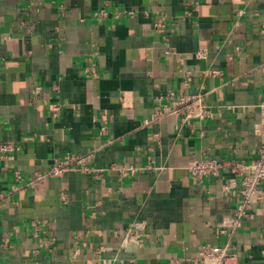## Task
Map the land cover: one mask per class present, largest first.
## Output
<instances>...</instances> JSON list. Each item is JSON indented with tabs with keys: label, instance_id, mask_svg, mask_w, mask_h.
Instances as JSON below:
<instances>
[{
	"label": "crops",
	"instance_id": "0c3cea01",
	"mask_svg": "<svg viewBox=\"0 0 264 264\" xmlns=\"http://www.w3.org/2000/svg\"><path fill=\"white\" fill-rule=\"evenodd\" d=\"M187 1L0 0V140L20 146L0 159V191L14 170L30 180L67 153L93 150L96 166L150 158L154 166L127 178L69 171L9 193L0 203V264H201L207 242H230L241 264H264V201L221 232L238 204L223 193L229 173L194 184L188 170L204 156L251 160L262 143L264 0H198L184 17ZM160 23L173 29L167 41ZM172 91L205 93L213 116L152 120L174 104ZM33 220L55 239L37 255ZM134 222L150 240L124 251L120 231Z\"/></svg>",
	"mask_w": 264,
	"mask_h": 264
},
{
	"label": "built area",
	"instance_id": "2783aa9c",
	"mask_svg": "<svg viewBox=\"0 0 264 264\" xmlns=\"http://www.w3.org/2000/svg\"><path fill=\"white\" fill-rule=\"evenodd\" d=\"M184 11V17L192 15L193 11L198 8L199 1H187ZM193 7V9H192ZM104 8L95 12L96 16L105 15ZM157 27L163 33L167 41L169 32L173 29L168 28L166 23H160ZM240 50V47H237ZM170 52V50H168ZM197 57L206 58L208 52L200 49L196 52ZM89 72H95V67H88ZM211 75L223 77L220 69H212ZM191 76L188 74L186 83L189 84ZM57 87V86H56ZM41 87H36L35 92H39ZM170 98H175L176 93L171 92ZM172 106L163 105L153 115L152 120H156L166 114H173L184 124H192L194 118L204 119L213 116V109L206 100L205 93H184L179 98H175ZM59 102L53 103V114L59 113ZM261 120L257 125V133L262 136V143L257 151L256 156L251 160H243L236 157L213 158L204 156L193 159L188 165V170L194 184H201L205 179L212 177H223L225 172L226 182L223 185V193L229 198L238 201L237 207L233 214L223 222L221 232L234 230L242 224L244 219L252 217V207L257 203L264 201V99L260 104ZM105 131V127H101ZM20 146L13 142L0 140V159H14ZM94 151H88L83 154L67 153L62 157H55L52 164L45 172L34 171L30 180L21 170L16 169L13 172L12 182L7 192L0 191V203L9 193L19 190H28L36 181L48 178H61L69 171H79L85 176H91L96 179L102 178L107 172H116L122 178L135 177L141 171L153 169V160L144 166L134 163L113 161L105 166H96L93 163ZM62 199L64 197L62 195ZM31 239L34 243L33 254L37 255L43 250L51 248L55 239L52 236L44 237L41 233L42 223L39 220L31 221ZM120 248L124 251H134L143 246L147 240H150V234L145 231V223L134 222L120 231ZM232 243L214 244L207 242L200 247V251L195 260L201 264H241L238 253L232 250ZM102 248V247H101ZM103 249V248H102ZM99 252V251H98ZM111 264V262H107Z\"/></svg>",
	"mask_w": 264,
	"mask_h": 264
}]
</instances>
